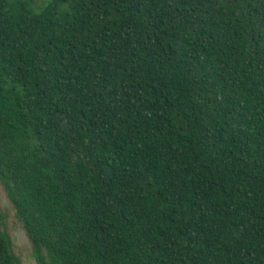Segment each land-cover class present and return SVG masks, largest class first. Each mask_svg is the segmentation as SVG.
Returning <instances> with one entry per match:
<instances>
[{"label":"trees","instance_id":"16d2710c","mask_svg":"<svg viewBox=\"0 0 264 264\" xmlns=\"http://www.w3.org/2000/svg\"><path fill=\"white\" fill-rule=\"evenodd\" d=\"M31 2L0 0V182L36 264H264V0Z\"/></svg>","mask_w":264,"mask_h":264},{"label":"rangeland","instance_id":"374dc122","mask_svg":"<svg viewBox=\"0 0 264 264\" xmlns=\"http://www.w3.org/2000/svg\"><path fill=\"white\" fill-rule=\"evenodd\" d=\"M50 0H32L31 9L39 12ZM0 215L5 216V225L11 236L15 251L21 256L23 264H36L31 256V245L0 182Z\"/></svg>","mask_w":264,"mask_h":264}]
</instances>
